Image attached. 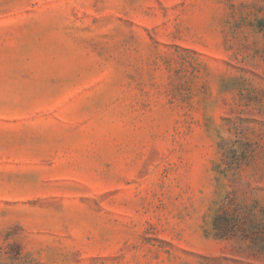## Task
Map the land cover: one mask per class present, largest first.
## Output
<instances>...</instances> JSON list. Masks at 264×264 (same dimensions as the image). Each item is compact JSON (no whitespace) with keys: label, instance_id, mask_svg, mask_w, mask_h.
<instances>
[{"label":"rangeland","instance_id":"rangeland-1","mask_svg":"<svg viewBox=\"0 0 264 264\" xmlns=\"http://www.w3.org/2000/svg\"><path fill=\"white\" fill-rule=\"evenodd\" d=\"M0 264H264V0H0Z\"/></svg>","mask_w":264,"mask_h":264}]
</instances>
